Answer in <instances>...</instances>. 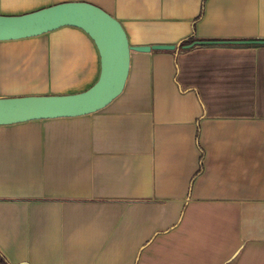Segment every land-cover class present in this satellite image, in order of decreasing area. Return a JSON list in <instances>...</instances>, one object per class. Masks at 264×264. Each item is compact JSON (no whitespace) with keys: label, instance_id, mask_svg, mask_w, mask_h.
I'll return each mask as SVG.
<instances>
[{"label":"crops","instance_id":"0c3cea01","mask_svg":"<svg viewBox=\"0 0 264 264\" xmlns=\"http://www.w3.org/2000/svg\"><path fill=\"white\" fill-rule=\"evenodd\" d=\"M73 1L115 17L131 45L176 48L132 51L97 112L0 125V253L264 264V44L213 43L264 40V0H0V15ZM100 71L78 27L0 41V97L82 92Z\"/></svg>","mask_w":264,"mask_h":264},{"label":"water","instance_id":"95a60500","mask_svg":"<svg viewBox=\"0 0 264 264\" xmlns=\"http://www.w3.org/2000/svg\"><path fill=\"white\" fill-rule=\"evenodd\" d=\"M64 26L81 28L94 40L101 62L98 80L78 93L0 97V125L77 117L97 112L124 90L132 51L150 52L176 48L174 45H131L120 21L99 6L83 1L58 3L22 15H0V41L36 37ZM212 42L194 41L184 47ZM213 43L248 45L264 44V40Z\"/></svg>","mask_w":264,"mask_h":264},{"label":"trees","instance_id":"16d2710c","mask_svg":"<svg viewBox=\"0 0 264 264\" xmlns=\"http://www.w3.org/2000/svg\"><path fill=\"white\" fill-rule=\"evenodd\" d=\"M190 41H192V40H188V41H186V42H190ZM185 42V43H186ZM183 46V45H182ZM0 264H9L8 262H7V260L5 259V257L0 253Z\"/></svg>","mask_w":264,"mask_h":264}]
</instances>
